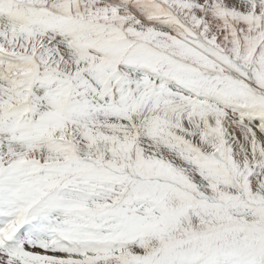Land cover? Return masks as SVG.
<instances>
[{"label":"snow or ice","instance_id":"snow-or-ice-1","mask_svg":"<svg viewBox=\"0 0 264 264\" xmlns=\"http://www.w3.org/2000/svg\"><path fill=\"white\" fill-rule=\"evenodd\" d=\"M0 264H264V0H0Z\"/></svg>","mask_w":264,"mask_h":264}]
</instances>
